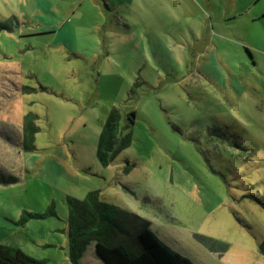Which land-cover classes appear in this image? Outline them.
I'll use <instances>...</instances> for the list:
<instances>
[{"label": "rangeland", "instance_id": "rangeland-1", "mask_svg": "<svg viewBox=\"0 0 264 264\" xmlns=\"http://www.w3.org/2000/svg\"><path fill=\"white\" fill-rule=\"evenodd\" d=\"M235 5L252 7L233 20ZM263 15L264 0H0V172L19 179L0 186V245L69 264L66 198L96 191L192 264H264ZM114 108L135 112L131 144L103 167ZM81 263L103 264L94 243Z\"/></svg>", "mask_w": 264, "mask_h": 264}, {"label": "trees", "instance_id": "trees-1", "mask_svg": "<svg viewBox=\"0 0 264 264\" xmlns=\"http://www.w3.org/2000/svg\"><path fill=\"white\" fill-rule=\"evenodd\" d=\"M4 28L5 26L0 25V29ZM134 117L135 112L124 116L115 108L106 117L96 145V158L103 167H108L131 144V132L125 134L121 131L129 128ZM34 120L35 115L31 113L23 117V151L34 150V135L37 131ZM18 181L15 175L0 172V186ZM66 204L68 216L65 233L69 264H82V257L91 243L95 244V252L105 264H192L159 241L148 229L146 221L100 201L96 191L88 192L82 200L67 197ZM51 215H55L53 206L43 214L28 213L22 216L18 224L28 219H42ZM128 221L140 224L135 236L139 250L128 248L121 242L120 236L127 232L125 226ZM196 240L211 252H224L228 248L226 244L209 238L196 236ZM259 251L264 256V241L260 244ZM0 264H46V260L32 258L15 246L0 245Z\"/></svg>", "mask_w": 264, "mask_h": 264}, {"label": "crops", "instance_id": "crops-1", "mask_svg": "<svg viewBox=\"0 0 264 264\" xmlns=\"http://www.w3.org/2000/svg\"><path fill=\"white\" fill-rule=\"evenodd\" d=\"M202 2H204L207 6H211V4H212V2H213V0H201ZM232 3L233 4H235V1H232ZM246 6H244L243 7V9L242 10H240V8L237 6V5H235L233 8H232V10L230 11V14L229 15H231L229 18H231V19H233V20H236L237 19V17L235 16L236 15V13L237 12H239V13H244V11H246V13H248V11H250V9H251V7H252V5H249L248 7H246ZM239 16H241V15H239ZM264 18V17H263ZM253 21H256L255 19H253ZM83 258V257H82ZM81 262H82V260H81Z\"/></svg>", "mask_w": 264, "mask_h": 264}, {"label": "water", "instance_id": "water-1", "mask_svg": "<svg viewBox=\"0 0 264 264\" xmlns=\"http://www.w3.org/2000/svg\"><path fill=\"white\" fill-rule=\"evenodd\" d=\"M132 117V116H131ZM101 259V258H100ZM102 260V259H101ZM103 261V260H102ZM103 264H105L104 262H103Z\"/></svg>", "mask_w": 264, "mask_h": 264}]
</instances>
